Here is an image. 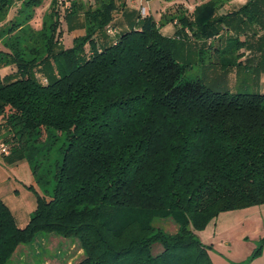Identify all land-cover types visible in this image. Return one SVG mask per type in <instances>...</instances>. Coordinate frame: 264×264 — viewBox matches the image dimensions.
I'll return each instance as SVG.
<instances>
[{
  "label": "trees",
  "instance_id": "16d2710c",
  "mask_svg": "<svg viewBox=\"0 0 264 264\" xmlns=\"http://www.w3.org/2000/svg\"><path fill=\"white\" fill-rule=\"evenodd\" d=\"M42 1L23 0L3 23L15 0H0V65L14 68L0 76V116L16 142L10 154L28 158L42 188L23 227L0 198V264L40 232L76 238L84 254L76 264H212L195 231L221 212L264 204V93L184 79L174 55L180 30L196 39L218 32L224 0L195 6L194 21L181 13L172 37L139 11L108 36L115 0H72L66 18L82 15L84 31L69 47L59 41L55 0L39 29L30 24ZM62 135L49 180L43 165ZM164 218L175 232L153 224Z\"/></svg>",
  "mask_w": 264,
  "mask_h": 264
},
{
  "label": "rangeland",
  "instance_id": "374dc122",
  "mask_svg": "<svg viewBox=\"0 0 264 264\" xmlns=\"http://www.w3.org/2000/svg\"><path fill=\"white\" fill-rule=\"evenodd\" d=\"M22 1L23 0H15L3 23H8V21L17 14V10ZM68 1L70 6L63 11V8L60 5L57 3L55 4V9L58 12V18L60 20L59 30L61 31V34L59 36V41L64 47H68L72 44V34L68 32L69 26L72 25V27H77L82 22V15H78L76 18L71 19V21L66 18V13L70 10L72 4V0ZM162 1H167V3ZM204 1L206 0H161L159 3L162 2L165 4L162 11L161 8L159 9L161 15L156 10L158 9L159 3L155 0H143V2H141V0H126V8L131 11V16L134 17L141 6H144L148 12L152 14L154 19L157 21H163L160 25V32L163 35L165 34L164 36H172L176 29V26L173 23H179L177 21L178 16H180L181 13H184V16H187L189 20L191 19V21H194V15L192 14L193 10L195 6ZM50 2L51 0H43L42 4L35 8L34 17L30 21L34 28L41 26V19L49 10ZM231 2L232 3H226L223 5L225 11H227L226 8L235 6L234 2H236V0ZM60 7L62 8L61 10ZM221 13H223V11L219 10L218 14L220 15ZM165 16L173 20L164 21ZM119 17L117 16L115 19L113 17V24L115 23V20H119ZM244 19L246 18L244 17ZM132 20L135 21V18L131 19V21ZM246 25H252V22H243L242 14L234 13L221 20L219 26L216 27L218 32L212 34L208 39H196L192 30L184 28L182 35L175 39L174 48L176 60L181 64L186 65L183 78H200L208 88L218 92H228L230 94L264 93V58L256 57V60L258 61L257 66H253V64L246 66L243 63L239 64L233 55L234 53L231 51L232 48L237 45L238 40L243 41L245 39L244 35H242L243 31H240L239 33L237 31ZM125 29L126 28L117 30L121 31ZM186 29L188 32H186ZM210 42H212L213 48L214 46L217 47L216 52L214 50L205 49V44L203 43L208 44ZM200 45L202 46V50L199 49ZM2 47L3 46L0 43V48ZM226 57L231 60L233 65L230 67H221L220 59ZM259 60H261V63ZM10 67L11 65L8 64L0 65L1 72H9L11 69ZM37 74L38 79L43 82L44 76L39 73ZM65 141V135H62L49 149V159L48 161H45L43 165L44 169L50 170L46 176L49 180H52L55 161L60 158L58 148L62 146ZM8 154H10V147ZM7 155L4 156V154L0 152V196L10 209L15 223L18 226H25L28 214L34 210L36 206V196L41 195L42 188L32 174L31 166L27 157H24L18 151ZM50 186L51 185H49V187ZM236 211L239 210L229 212L236 214L238 213ZM220 215L221 213L216 216V218L212 219L213 222L211 223H232L227 222V220H220ZM210 221L208 223H210ZM153 224L168 233H173L176 230L175 223L169 218L156 219ZM247 236L248 237L243 240V243H240L236 238L232 239L227 245H225L226 249L241 253L245 252L246 248L253 244L254 247L252 250H249V252L246 253L248 254V257L259 244L260 240L251 233ZM51 237L58 239V244H56L54 240L52 241ZM222 245L223 244L221 243L214 242L215 249L223 252L231 259L226 253V250L222 248ZM263 245L264 243L262 244V248ZM23 246L25 250L29 251V256H24L23 259H15L14 256H12L7 264H76L84 257V254L79 252V249L82 248L76 238H66L53 233L40 232L32 243L24 244ZM159 249L160 245L157 244L155 246V251H158ZM242 261L238 264H243Z\"/></svg>",
  "mask_w": 264,
  "mask_h": 264
},
{
  "label": "crops",
  "instance_id": "0c3cea01",
  "mask_svg": "<svg viewBox=\"0 0 264 264\" xmlns=\"http://www.w3.org/2000/svg\"><path fill=\"white\" fill-rule=\"evenodd\" d=\"M155 1L159 3V1L161 0L159 1L155 0ZM231 1L233 0H224V4L232 3ZM83 2L92 3L93 0H85ZM115 2H116L117 7L114 11L113 16H114V19L117 16L119 17V15L120 17H119V20H115L114 24L112 22V25L116 27L118 30L123 29V28L128 29L134 22V20L131 21V19L136 18L137 14L134 15V17L131 16V13H130L131 11L126 8V0H115ZM141 2H143V0H141ZM162 2L167 3V1H162ZM162 2L158 4V9H156L160 15H161V11L165 7V4H163ZM234 3H235L234 4L235 6L226 8L227 11H225V9H223V6H222L220 10H222L223 13L221 14H228V16H230V15H233L234 13H239V14H242L243 22H246V23L252 22V25H248V26L246 25L245 27L237 31L238 33L240 31L241 32L243 31L242 35H244V38H245L243 41L238 40L241 43L238 45V50L236 51L237 61L239 64L243 63L246 66L250 64H253V66L255 65L257 66L258 61L256 60V57L264 58V0H236V2ZM248 3L253 4V6H250V7L245 6V4H248ZM160 8H161V11L159 10ZM245 11H247L248 13H246ZM148 14L152 16L150 12H148ZM244 17L246 19H244ZM164 19H165L164 21H168L166 16L164 17ZM157 22L159 24V29H160V25L163 23V21L159 20ZM175 26H176V29H175L176 31L177 29L180 28L181 25L177 24ZM39 28L40 27H37L36 29H39ZM83 31L84 30H83V27L81 26V23L77 27H72L71 29H68V32L72 34V38L75 36L82 35ZM175 31L172 36H174V34L176 33ZM183 32H184L183 30H180L176 34L177 36L178 35L180 36L182 35ZM186 32H188L187 29H186ZM167 36H170V35H167ZM102 38H105V37L103 36ZM203 44H205L204 46L206 50H214L215 52L217 51L216 46H214L213 48L212 42L208 44L206 43H203ZM199 49L202 50L201 45L199 46ZM0 50H4V47L0 48ZM259 61L261 63V60ZM220 65L221 67H224L222 64V59H220ZM10 68L11 69L9 72L5 71L4 73L1 72V69H0V76L3 77L13 72L14 70L13 66H11ZM8 135H10V131L7 125L5 124L4 119L0 116V143H4L10 147L12 143L14 144L16 142H12L11 140H6L8 139L7 138ZM0 198L2 199L1 196ZM238 210L239 211H236L238 212L236 214L230 213L229 211L221 212L220 220L222 221L227 220V222H232V223H211L213 222V220H211L210 223H208L203 230L195 231L196 235L199 237L201 242L204 243L205 245L210 246V248L208 249V256L212 264H238L240 261L246 259L248 255L246 253L249 252V250H252V248L254 247L253 244L248 246L245 252L236 253L234 251L227 250L225 246L232 239L236 238L240 243H243V240L246 239V237H248L247 235L249 233L254 234L255 237L259 240L262 237H264V204L250 206V207L242 208ZM28 219H29V214L27 217V221ZM237 222H240V223H237ZM19 227H23V226H19ZM51 240L52 241L54 240L56 244H58L59 242V240L55 239L54 237H51ZM214 242L223 244L222 248L226 250V253L231 257L232 260L228 258L223 252L216 250L214 247ZM79 252L83 254L82 249H79ZM12 256H14L15 259L16 258L23 259L24 256L26 257L29 256V251L25 250L23 245H19L14 251ZM248 264H264V245H263L261 254L255 259H253L251 262H249Z\"/></svg>",
  "mask_w": 264,
  "mask_h": 264
},
{
  "label": "built area",
  "instance_id": "2783aa9c",
  "mask_svg": "<svg viewBox=\"0 0 264 264\" xmlns=\"http://www.w3.org/2000/svg\"><path fill=\"white\" fill-rule=\"evenodd\" d=\"M55 1L58 5H60L63 8L62 9L60 7V10L62 9V11L70 6L68 0H55ZM139 13L141 16H146L148 14V10L144 6H141V8L139 9ZM105 32L108 36H114L115 33L117 32V29L113 25H107L105 28ZM0 152L4 155H7L9 153V146L4 143H0Z\"/></svg>",
  "mask_w": 264,
  "mask_h": 264
}]
</instances>
